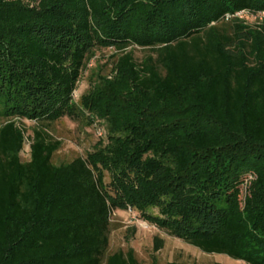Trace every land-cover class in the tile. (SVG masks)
Segmentation results:
<instances>
[{
	"label": "trees",
	"instance_id": "obj_1",
	"mask_svg": "<svg viewBox=\"0 0 264 264\" xmlns=\"http://www.w3.org/2000/svg\"><path fill=\"white\" fill-rule=\"evenodd\" d=\"M241 10L264 0H0V264H139L131 248L108 253L111 214L126 209L264 264V20ZM106 48L115 74L78 106ZM84 112L106 142L55 163L61 142L43 127ZM17 120L37 124L26 161Z\"/></svg>",
	"mask_w": 264,
	"mask_h": 264
},
{
	"label": "rangeland",
	"instance_id": "obj_2",
	"mask_svg": "<svg viewBox=\"0 0 264 264\" xmlns=\"http://www.w3.org/2000/svg\"><path fill=\"white\" fill-rule=\"evenodd\" d=\"M247 23L256 22L250 15H243ZM136 62L150 54V51L140 48H129ZM113 49H96L82 71L80 80L73 92V101L79 106L81 95L103 78H111L115 74ZM1 123V120H0ZM24 130L25 141L20 152L23 161L29 159L30 138L37 124L29 120H17ZM53 138L60 140L61 145L56 151L53 161L61 163L95 149V146L107 140L106 124L95 116L76 113L73 117L64 116L43 127ZM154 211V210H152ZM112 230L109 236L108 253L131 248L139 264H165L176 261L187 264H247L242 260L233 259L225 254L207 253L201 249L168 234L140 218L134 210H115L111 214ZM162 240V247L154 250V239Z\"/></svg>",
	"mask_w": 264,
	"mask_h": 264
},
{
	"label": "built area",
	"instance_id": "obj_3",
	"mask_svg": "<svg viewBox=\"0 0 264 264\" xmlns=\"http://www.w3.org/2000/svg\"><path fill=\"white\" fill-rule=\"evenodd\" d=\"M235 15L239 16L240 18H242L243 15H250L252 16L254 19H256V21H262L264 20V11H259L256 13H251L247 10H241L239 12H237ZM131 210V209H129Z\"/></svg>",
	"mask_w": 264,
	"mask_h": 264
}]
</instances>
